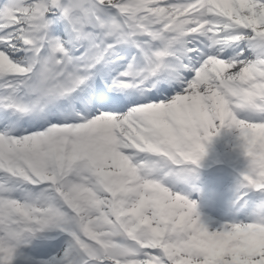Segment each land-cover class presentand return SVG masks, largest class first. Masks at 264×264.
<instances>
[{"label": "snow or ice", "instance_id": "6c2138e0", "mask_svg": "<svg viewBox=\"0 0 264 264\" xmlns=\"http://www.w3.org/2000/svg\"><path fill=\"white\" fill-rule=\"evenodd\" d=\"M0 110V264H264V204L210 231L181 194L222 127L264 191V0H2Z\"/></svg>", "mask_w": 264, "mask_h": 264}, {"label": "clouds", "instance_id": "9594fccd", "mask_svg": "<svg viewBox=\"0 0 264 264\" xmlns=\"http://www.w3.org/2000/svg\"><path fill=\"white\" fill-rule=\"evenodd\" d=\"M240 79H244V77H241ZM225 105V101L223 100V98H216V102H215V106L217 108H223ZM149 147H151L149 145ZM129 164H131V161H128ZM113 164L117 167V168H121V165L118 164L116 161H113ZM123 169L121 168V171ZM67 195L69 196H75V198L77 199V202L79 203L80 207L82 208H86L87 207V200L84 197V194H75L73 192H71L70 190L67 192Z\"/></svg>", "mask_w": 264, "mask_h": 264}, {"label": "rangeland", "instance_id": "374dc122", "mask_svg": "<svg viewBox=\"0 0 264 264\" xmlns=\"http://www.w3.org/2000/svg\"><path fill=\"white\" fill-rule=\"evenodd\" d=\"M235 149H236V152L240 151V148H239L238 146H236V148H235ZM234 152H235V150H234V149H232V150H231V153H234ZM198 177H199V176H198ZM201 179H202V178H201ZM201 179H200V180H201ZM191 195H192V193H191V194L187 193V195H186V196H187L188 198H190V197H191ZM193 196H194V197H195V198L198 200V202H199V198H200V197H199V196H197V195H195V194H194ZM197 200H194V201H196V202H197ZM215 202H216V201H214L213 203H215ZM200 211H203V210H200ZM200 213H203V212H200ZM213 230H216V227H214V228H213Z\"/></svg>", "mask_w": 264, "mask_h": 264}]
</instances>
